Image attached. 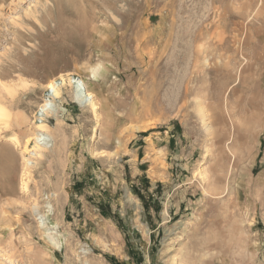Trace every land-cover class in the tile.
Masks as SVG:
<instances>
[{
	"label": "rangeland",
	"instance_id": "374dc122",
	"mask_svg": "<svg viewBox=\"0 0 264 264\" xmlns=\"http://www.w3.org/2000/svg\"><path fill=\"white\" fill-rule=\"evenodd\" d=\"M0 105V264H264V0H0Z\"/></svg>",
	"mask_w": 264,
	"mask_h": 264
},
{
	"label": "bare ground",
	"instance_id": "6f19581e",
	"mask_svg": "<svg viewBox=\"0 0 264 264\" xmlns=\"http://www.w3.org/2000/svg\"><path fill=\"white\" fill-rule=\"evenodd\" d=\"M73 84H75L76 86H73ZM65 86H69V87H72V88L74 87L76 89V91H75L76 92V97H78V99H81V100H83L85 98L86 99V103H89V106H91L90 108H92L93 110L96 109V105L92 101V96L89 93H87L85 85H84L82 80L77 81V80H74V79L69 77V78H66V79L60 78L59 81L54 80L53 82L49 83L47 85V87H46V90L51 91V95H52V97L50 98L51 100L49 102L45 101L39 106V109H38L39 110V114L43 115L44 117L42 116L43 117L42 118L40 116V120H39L40 123L35 126L36 133H33L34 137L31 139V140H33L32 148L31 149H27V147H21L23 154L24 153H29L31 157H33L34 159L39 160L46 153V150H47L46 144L47 143L45 142L43 144V146H42V144L40 142L41 141L44 142L46 139L50 140V137H52V135H53V130L47 124L46 119L48 118V115L50 113H54V109H55V107H54V105H55L54 104V99L59 97V95H60V93L62 91V88L65 87ZM12 88H10L8 86V88H5V89L3 88V89L6 90L7 94L11 95V93H13L12 92L13 91ZM7 117H8V115H7V112H6L5 108L2 105H0V122L1 123H6ZM43 133L45 134V136L42 135ZM10 141H12V143H14V146L16 148L19 146V142L14 137H11ZM22 187L25 188L26 187V183H22Z\"/></svg>",
	"mask_w": 264,
	"mask_h": 264
}]
</instances>
